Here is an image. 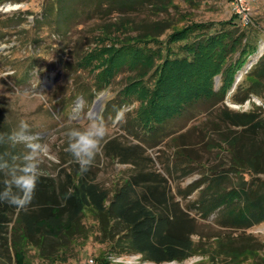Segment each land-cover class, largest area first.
<instances>
[{"label":"trees","instance_id":"trees-1","mask_svg":"<svg viewBox=\"0 0 264 264\" xmlns=\"http://www.w3.org/2000/svg\"><path fill=\"white\" fill-rule=\"evenodd\" d=\"M6 1L23 0H0V4ZM176 5L175 0L47 1L43 18L35 25L43 24V19L50 21L52 34L81 24L76 21L79 14L98 21L93 41L75 57L78 69L94 74L87 95L93 100L106 92L118 75L128 73L116 98L107 99L102 118L137 103L134 118L142 133H136V142L118 136L104 143L106 157L132 168L114 188L100 183L91 167L84 172L77 163L61 179L39 174L34 198L25 210L17 212L0 200L1 257L11 261V252L18 255L23 241L39 248L42 239L58 237L83 224L86 212L97 219L99 232L119 250L118 256L139 255L162 264L182 262L197 253L214 263L236 264L240 256L257 250L247 232L264 222V109L257 106L236 111L219 106L226 101L241 68L253 60V81L239 84L231 100L243 105L253 96L264 98V55L258 57L259 45L252 42L257 29L251 25L241 28L234 17L175 29L182 15L171 16L169 10ZM163 13L166 17H161ZM170 30L166 40H161ZM205 104L218 121L209 122V127L204 123L203 127L188 128L187 133L174 137L178 146L175 161L164 162L168 175L160 171L144 145L160 146L200 116ZM204 128L212 135L218 133L228 144L230 162L201 173L186 189L179 190L178 196L169 176L176 180L194 173L192 163L199 162L198 143L218 145L209 142ZM193 132L200 142L191 140ZM22 156L12 127L0 112V195L5 182L12 179L7 172ZM12 191L18 190L13 187ZM194 192H198L197 200L188 209L183 207L180 199ZM191 210L202 219L220 212L218 225L233 232L205 242ZM197 235L200 237L195 240Z\"/></svg>","mask_w":264,"mask_h":264},{"label":"rangeland","instance_id":"rangeland-1","mask_svg":"<svg viewBox=\"0 0 264 264\" xmlns=\"http://www.w3.org/2000/svg\"><path fill=\"white\" fill-rule=\"evenodd\" d=\"M47 1H6L0 4V112L3 121L12 127L14 140L23 151V156L16 162L15 168L7 173L12 178L19 174L26 163L34 159L39 174L61 179L64 172H72L74 164H77L68 151V132L73 128L83 129L90 121L100 119L107 125V136L102 142L101 151L90 167L100 183L114 188L121 182L122 177L132 173V168L106 157L104 143L118 136L128 142H136V133H142L134 118L137 103L124 106L117 113L112 111L102 118L107 99L116 98L118 90L127 82L128 73H121L106 92L93 100L89 99L87 91L92 89L94 74L89 69H78L75 57L81 54L84 48L86 49V43L93 41L92 35L98 21L88 20L86 15L79 14L76 21L81 24L74 25L71 30L62 26L59 34H52L53 31L48 24L51 23L50 21L43 19L45 20L43 24L35 25L36 20H42ZM175 4L176 7H171L169 10L171 16L182 15L175 29L188 23H219L234 17L241 28L251 25L250 27L259 30V32L254 31L252 42L256 41L259 45L258 57L264 55V0L241 2L175 0ZM239 7L246 8L244 12L248 15L249 24L243 23L242 12H236ZM161 17H166V14L163 13ZM170 33L171 30L161 40H166ZM255 61L251 64L247 62V65L241 68L232 90L226 101L219 104L220 107L236 111L250 110L257 106L264 109V98L259 96H253L243 105L231 100L239 84L249 85L253 81L250 69ZM216 81V86L219 88V79ZM201 109L203 112L201 111L200 116L193 118L182 131L172 134L161 142L160 146L150 148L147 143L144 145L160 171L166 173L164 162L175 161L173 157L178 146L173 142L174 137L180 133H187L188 128L203 127L204 123L209 127L212 122L218 121L215 115L209 113L208 104ZM24 124L27 126L25 127ZM210 129L214 130L212 127ZM205 130L210 135L209 142L218 145L213 147L211 144L207 148L198 143L195 146L198 149L199 162L192 163V167L196 169L194 173L176 180L169 176L175 194L179 190L186 189L192 181L200 177L201 173H210L208 170L220 166L223 161L230 162L228 144L221 140L218 133L212 135V131L208 128ZM191 134H193L191 139L193 142L196 140L200 142L201 139L196 132ZM34 144L44 148L42 155L32 151L30 146ZM197 195L198 192H194L187 199H180L183 207L188 209L191 203L197 200ZM190 214L198 218L199 235L205 242L211 240L212 236L233 232V229L218 225L217 220L220 218L218 211L206 219L200 218L196 210H191ZM199 235L194 239L198 240ZM249 235L253 236L257 250L240 256L236 264H264V222L250 228L247 232V236ZM40 243L41 246L38 248L23 241L20 245V253L16 255L12 251L11 261L7 257L0 256V264H157L145 261L139 255L118 256L119 250L104 240L99 232L97 219L87 212L83 224L65 231L58 237L42 239ZM162 264H233V262L214 263L208 256L196 253L182 262Z\"/></svg>","mask_w":264,"mask_h":264},{"label":"clouds","instance_id":"clouds-1","mask_svg":"<svg viewBox=\"0 0 264 264\" xmlns=\"http://www.w3.org/2000/svg\"><path fill=\"white\" fill-rule=\"evenodd\" d=\"M120 113H118L119 115ZM26 127L27 125L24 124ZM107 136V125L103 120L94 119L83 129L73 128L68 132V151L79 164L82 171H88L96 156L101 151L102 142ZM33 152L43 154L41 145H31ZM39 180V168L33 161L26 163L19 174L6 181V188L0 200L6 202L16 209L17 212L25 210L34 198L36 186ZM15 187L18 191L13 192Z\"/></svg>","mask_w":264,"mask_h":264},{"label":"built area","instance_id":"built-area-1","mask_svg":"<svg viewBox=\"0 0 264 264\" xmlns=\"http://www.w3.org/2000/svg\"><path fill=\"white\" fill-rule=\"evenodd\" d=\"M234 1H237V2H241L242 0H234ZM244 11H246V8L244 7V8H241V7H239V9H236V12L237 13H239V12H242L243 13V15H244V19H243V23L246 25V24H249V20H248V18H247V14H245V12ZM254 61V60H253ZM251 63H253V62H251ZM251 63H249V64H251Z\"/></svg>","mask_w":264,"mask_h":264}]
</instances>
